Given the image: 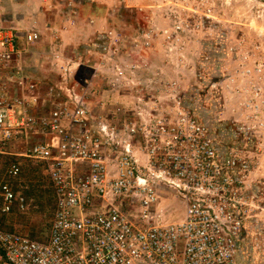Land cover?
Instances as JSON below:
<instances>
[{
	"label": "rangeland",
	"instance_id": "374dc122",
	"mask_svg": "<svg viewBox=\"0 0 264 264\" xmlns=\"http://www.w3.org/2000/svg\"><path fill=\"white\" fill-rule=\"evenodd\" d=\"M9 27L21 35L41 33L33 44L20 42L15 59L39 86L40 104L73 89L85 96L95 118L134 125L141 169L145 146L158 142L166 143L159 151L166 168L174 154L182 169L196 174H205L196 163L246 161L247 184L260 186L254 201L261 209L246 220L250 238L256 237L264 224V117L247 119L254 109L245 103L257 91L261 98L253 103L264 110L262 0H0V28ZM114 46L118 55L111 60ZM113 64L124 76L114 87L108 82ZM159 122L165 133L156 132ZM256 124L263 126L246 130ZM21 164L19 213L9 216V224L14 233L45 238L52 218L48 180L38 163ZM157 195L165 221H181L184 204L176 192L160 184ZM123 210L137 214L128 203Z\"/></svg>",
	"mask_w": 264,
	"mask_h": 264
},
{
	"label": "built area",
	"instance_id": "2783aa9c",
	"mask_svg": "<svg viewBox=\"0 0 264 264\" xmlns=\"http://www.w3.org/2000/svg\"><path fill=\"white\" fill-rule=\"evenodd\" d=\"M19 32L0 28V158L16 159L0 180V214H10L17 202L11 181L19 178L22 160L43 168L54 210L43 241L0 229V264H264V224L251 225L258 232L249 242L245 236L248 214L261 209L254 201L259 183L246 181V161L196 163L205 171L196 174L182 169L174 154L166 168L159 157L166 143L158 142L145 146L141 169L134 125L95 118L85 96L73 89L40 104L37 83L15 61L20 42L33 44L40 34ZM108 50L118 55L116 46ZM113 66L112 87L124 79L121 66ZM251 98L247 119L257 121L264 110L253 102L261 95L255 91ZM158 124L156 132L165 133ZM140 130L147 136L145 127ZM160 184L184 204L181 221L168 223L159 212ZM125 203L136 216L123 210Z\"/></svg>",
	"mask_w": 264,
	"mask_h": 264
},
{
	"label": "trees",
	"instance_id": "16d2710c",
	"mask_svg": "<svg viewBox=\"0 0 264 264\" xmlns=\"http://www.w3.org/2000/svg\"><path fill=\"white\" fill-rule=\"evenodd\" d=\"M263 2H264V0H262ZM0 161H3V163H2V167H0V180L2 179V177L4 176V174H5V171H6V168L12 163V162H14V161H16V159L15 158H12V157H9V156H3V157H1L0 158ZM22 162V161H21ZM22 165V164H21ZM21 173H22V166H21ZM21 173H20V176H19V178L18 179H16V180H12L11 181V184H12V189H13V191L16 193L17 192V190H19V188L21 187ZM49 188H50V186H49ZM50 190H51V188H50ZM51 212H50V216L52 217V213H53V210H54V201H53V199H52V207H51ZM17 210H15V205H14V207H13V209H12V211H11V213L10 214H7V215H2V214H0V229H3V230H5V231H8V232H14L13 231V229L11 228V226H10V224H9V222H11L10 221V219H8L9 218V216L10 215H12V214H17V213H19L18 211L16 212ZM22 218L23 217H19L18 219H17V221H20V220H22ZM50 223H51V220L49 219V222H48V224H47V231L49 230V227H50ZM46 238V237H45ZM45 238H40V239H36L35 238V240H38V241H43V240H45ZM34 240V239H33Z\"/></svg>",
	"mask_w": 264,
	"mask_h": 264
},
{
	"label": "crops",
	"instance_id": "0c3cea01",
	"mask_svg": "<svg viewBox=\"0 0 264 264\" xmlns=\"http://www.w3.org/2000/svg\"><path fill=\"white\" fill-rule=\"evenodd\" d=\"M38 32V31H37ZM39 34H41L40 32H39ZM104 54V53H103ZM109 55V54H108ZM108 55H106L105 57H109ZM110 58V57H109ZM116 58L114 57V56H112L111 55V60H115ZM114 62V61H113ZM114 65V64H113ZM112 67H114V66H112ZM28 76V75H27ZM33 79V78H32ZM35 80V79H34ZM39 87V86H38ZM14 149L15 150H17V149H20V147H18V146H15L14 145ZM33 162V161H32ZM36 163V162H35ZM39 164V163H38ZM40 165V164H39ZM41 166V165H40ZM43 169V168H42ZM51 191V196H52V199H53V195H52V190H50ZM245 236L248 238V242L251 240V238H250V232H249V230L247 229V233L245 234ZM248 245V247H250V245L249 244H247Z\"/></svg>",
	"mask_w": 264,
	"mask_h": 264
}]
</instances>
